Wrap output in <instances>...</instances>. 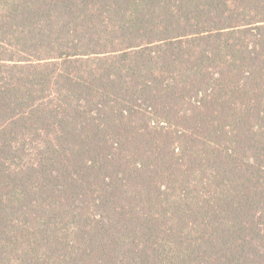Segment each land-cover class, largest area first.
<instances>
[{
	"label": "trees",
	"instance_id": "1",
	"mask_svg": "<svg viewBox=\"0 0 264 264\" xmlns=\"http://www.w3.org/2000/svg\"><path fill=\"white\" fill-rule=\"evenodd\" d=\"M0 264H264V0H0Z\"/></svg>",
	"mask_w": 264,
	"mask_h": 264
}]
</instances>
